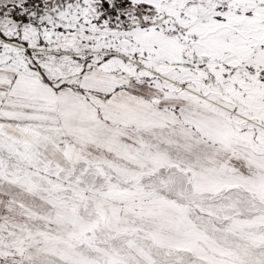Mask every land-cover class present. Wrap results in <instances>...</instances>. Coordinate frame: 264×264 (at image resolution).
<instances>
[{
  "label": "snow or ice",
  "instance_id": "obj_1",
  "mask_svg": "<svg viewBox=\"0 0 264 264\" xmlns=\"http://www.w3.org/2000/svg\"><path fill=\"white\" fill-rule=\"evenodd\" d=\"M0 264H264V0H0Z\"/></svg>",
  "mask_w": 264,
  "mask_h": 264
}]
</instances>
